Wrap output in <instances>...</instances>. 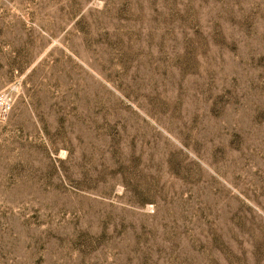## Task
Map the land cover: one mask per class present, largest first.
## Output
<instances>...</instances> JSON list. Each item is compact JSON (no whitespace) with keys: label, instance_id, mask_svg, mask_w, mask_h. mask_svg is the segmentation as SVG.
Listing matches in <instances>:
<instances>
[{"label":"rangeland","instance_id":"rangeland-1","mask_svg":"<svg viewBox=\"0 0 264 264\" xmlns=\"http://www.w3.org/2000/svg\"><path fill=\"white\" fill-rule=\"evenodd\" d=\"M0 264H264V0H0Z\"/></svg>","mask_w":264,"mask_h":264},{"label":"bare ground","instance_id":"bare-ground-1","mask_svg":"<svg viewBox=\"0 0 264 264\" xmlns=\"http://www.w3.org/2000/svg\"><path fill=\"white\" fill-rule=\"evenodd\" d=\"M0 105H1V107L3 108V106H4V103H0Z\"/></svg>","mask_w":264,"mask_h":264}]
</instances>
